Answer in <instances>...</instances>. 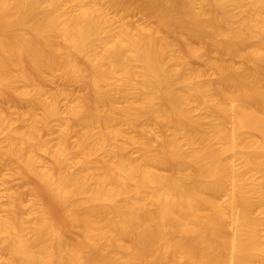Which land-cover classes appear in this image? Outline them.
Segmentation results:
<instances>
[{
	"label": "bare ground",
	"instance_id": "1",
	"mask_svg": "<svg viewBox=\"0 0 264 264\" xmlns=\"http://www.w3.org/2000/svg\"><path fill=\"white\" fill-rule=\"evenodd\" d=\"M75 1L0 0V92L16 86L32 115L24 128H11L13 120L0 115V130L8 131L5 146L0 139L1 156L19 158L32 169L71 222L116 264H264V116L254 108L255 101L264 103V0H204L207 6L200 10L194 0H147L180 38L199 39L201 45H190L195 55L202 56V41L210 38L230 55L245 57L228 90L193 84L178 64L166 60L150 31L132 30L128 22L114 31L101 0H85L79 9ZM115 2L109 0L120 5ZM43 51L55 53L74 80L90 86L103 110L88 119L82 104H70L60 142L50 150L53 164L39 168L36 152L49 146L38 123L59 114L57 94L26 67L30 63L43 72L49 66ZM179 81L183 86L176 90ZM193 102L220 122L207 127L194 115ZM151 122L168 127L171 136L155 144L144 140ZM78 126L85 129L74 145L80 156L91 161L101 154L92 168L68 152L70 131ZM128 128L137 129L138 136L129 135ZM254 132L260 144L249 138ZM120 137L126 140L106 150L109 140ZM130 146L141 155H132ZM236 159L260 172L262 180L254 182ZM160 166L172 173L158 171ZM227 190L229 199L218 202ZM39 200L38 217L28 220L16 213L15 196L8 198L9 213L0 216L5 253L0 264H92ZM254 209L262 210V219L252 216ZM100 218L103 224L96 222ZM124 237L132 242L120 245Z\"/></svg>",
	"mask_w": 264,
	"mask_h": 264
},
{
	"label": "rangeland",
	"instance_id": "2",
	"mask_svg": "<svg viewBox=\"0 0 264 264\" xmlns=\"http://www.w3.org/2000/svg\"><path fill=\"white\" fill-rule=\"evenodd\" d=\"M84 1L85 0H76L74 9H79ZM101 1L109 7L111 26L114 31H116L123 22H128L132 30L146 29L150 31L151 38L162 45L163 56L166 60L178 64L182 73L188 77L193 84L209 83L212 89L218 88L228 90V86L232 85L233 81L237 82L239 72L236 67L244 62L245 57L230 55L218 46L216 41L210 38H205L202 41V56L195 55L191 46L201 45L199 39L197 37H191L189 38L188 43L180 38L158 17L157 13L153 10L147 0H119V2L117 0L115 3H119L120 5H111L109 0ZM246 1L251 2V0ZM204 6H207V2L204 0H194V8L196 10H200ZM232 9L233 11L237 10L236 8ZM39 49L45 50L42 46H39ZM43 53L49 63V66L45 68L43 72H36L33 70V67L31 68L32 65L29 66L30 63L27 61L28 64L26 65L28 66L26 67H28V72L31 76L38 80L44 87L46 86V88H49L53 94H57L56 101L59 114L52 117L48 122L40 121L38 123L40 138L49 146L47 150L40 149L36 152V166L39 168H44L53 164L50 150L55 148L60 142L62 126H64L63 123H66L64 121L68 120L66 119L68 118L66 110L70 104H82L88 119L95 118V116L100 114L103 110L102 107H96L93 91L90 86L74 80L64 69L60 58L55 53L46 51H43ZM260 75L261 84L264 85V69L261 70ZM17 85L23 86L25 85V82L19 81ZM182 86L183 83L179 81L175 82L173 87L174 89L179 90ZM15 88L16 86L14 88H4L0 92V115H4L13 120L11 128H24L30 124L32 115L25 108L24 101H22ZM233 103H235V101H233L232 104ZM254 108L264 116L263 102L260 100L255 101ZM36 113L42 116L44 114L43 108L38 106L36 108ZM193 113L194 115L203 118L207 127H209L211 123L220 122L217 114H210L207 109L201 108L196 102H193ZM229 123L230 122L228 121L227 124L230 125ZM84 130L83 126H78L70 131L68 152L73 154L72 158L75 162H80L85 167L92 168L95 160H102L101 154H95L91 161H86L82 155L80 156L79 151L74 146L79 139L80 133L84 132ZM93 132H96V130L94 129ZM128 133L131 136H138L139 131L135 128H128ZM142 135L144 140H148L155 144L165 135L171 136V130L157 122H151L148 124V130ZM248 135L256 145L260 144L261 137L258 133L254 132L249 133ZM7 136V129L0 130L2 146H5L7 143ZM122 140H126V137H120L118 138V141L109 140L105 147L106 150L111 149L116 143H120ZM182 142L184 147H187L184 139ZM215 147H221V143L216 142ZM129 150L134 156L141 155L140 152L132 146H130ZM235 163L240 170L247 172L254 182H260L262 180L261 173L245 165L241 159H236ZM75 167L78 168L80 165H78V167L75 165ZM157 169L160 172L172 173V171L166 167L160 166ZM229 187L231 189V186ZM230 194L231 190L230 193L229 190H227L223 195L218 196L216 200L225 204L226 200L229 199ZM10 196H15L17 200L16 213L28 220L38 217L39 213L36 207V202L40 198L41 202L39 200L38 203L45 205V210L47 209L54 225L63 232L64 236L71 241L74 246L83 248V250L85 249L84 252H86L88 258L92 260V264H116L114 258L110 255L107 249L94 244L83 233L82 226L71 222L56 200L44 188L41 180L32 169L28 168L19 158L11 159L3 157L0 154V216L2 217L7 216L9 213L6 203ZM227 208L229 211L230 207L227 206ZM252 216L256 219H262L263 212L261 209H254ZM103 219L104 217H102V220ZM98 220L99 221L96 219V222L100 223L101 218ZM113 220L114 222H119L120 216L114 215ZM104 222L105 221H103V223ZM227 224V230L228 232H231L234 226L230 222ZM28 228L29 227L24 230L25 234L30 233ZM113 234L117 235V232H114ZM129 242H132L130 237H124L119 240L120 245ZM118 254L120 257L125 256L124 252L120 250L118 251ZM0 258L5 260V253L1 250ZM150 258L154 260L155 256H150Z\"/></svg>",
	"mask_w": 264,
	"mask_h": 264
}]
</instances>
